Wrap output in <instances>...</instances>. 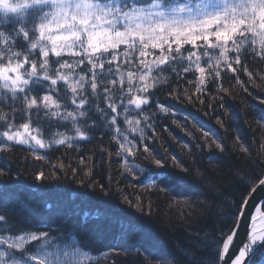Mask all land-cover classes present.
<instances>
[{
  "label": "snow or ice",
  "instance_id": "1",
  "mask_svg": "<svg viewBox=\"0 0 264 264\" xmlns=\"http://www.w3.org/2000/svg\"><path fill=\"white\" fill-rule=\"evenodd\" d=\"M262 64L264 0H0V177L11 176L9 155L23 150L57 170H36L35 181L82 172L80 198L111 197L110 182L91 178L92 156H79V167L50 159L98 139L109 162L119 158L131 187L172 197L170 206L186 209L180 218L189 224L169 249L148 229L153 205L144 195L121 189L134 211L81 223L62 213L59 201L46 210L47 200L21 199L0 182V264H264V227L257 228L264 225V97L238 75L264 90ZM222 79L259 100L248 105L260 114L258 148L239 124L229 145L178 107L204 105L210 84L212 99L228 93ZM189 117L200 136L187 127ZM169 120L197 141L181 145L188 161L157 148L156 129ZM215 123L229 130L220 116ZM96 233L109 241L107 251L95 245Z\"/></svg>",
  "mask_w": 264,
  "mask_h": 264
},
{
  "label": "trees",
  "instance_id": "2",
  "mask_svg": "<svg viewBox=\"0 0 264 264\" xmlns=\"http://www.w3.org/2000/svg\"><path fill=\"white\" fill-rule=\"evenodd\" d=\"M264 67V64L260 65ZM240 79L245 82V86L253 93V95L258 97H264V90H257L256 86L247 82V76L244 73H238ZM222 78L224 73L221 74ZM222 82L226 87L229 88L228 93H219V95L224 96V99H212V94H215V87L209 85L208 93L205 95V104L200 105H186L180 106L190 110L196 115H199L205 121V130L208 128L218 130L220 135L224 137L226 144L232 143L233 133L236 131L235 125L239 124V131L245 138L248 144H252L253 139L257 140L256 148L259 147L260 131L259 126L256 121L259 119V112H253L248 108L249 104H259V100H253L252 96H249L243 91L239 84L235 83V80ZM223 103L224 108H220L219 105ZM211 105V107H207ZM207 112L208 115L205 116L204 113ZM187 115V111H181L179 116L181 120ZM220 116L227 125H229V130L227 132L224 129H220V126L215 123V117ZM247 121V123H245ZM192 117H189V123L187 127L195 132L196 136L201 134L192 128ZM164 127H168L171 123L170 120L167 123L161 121ZM164 127H158L156 129L157 136L155 138V143L157 148L162 144L164 147L168 148L169 152L178 158L188 161V157L185 155L186 149L181 147L182 144H188L189 148L197 143L196 140L191 137H187L175 125L168 127V131H171L173 135L177 138L173 140L168 132L164 131ZM152 143V140L148 141ZM107 139L104 141V145L107 146ZM203 143V140L200 141ZM100 141L93 140L92 143H84L76 151H68L64 154V149L54 151L50 154L51 162L54 164L57 159H63L65 163H71L74 167H79V156H83L87 159L92 156L93 164V175L92 180L100 181L104 184H109L112 189L111 197L103 199H91V198H80V193L85 191L84 188L78 183L79 179L82 177L81 172L76 179L69 173L65 175L62 172H57L59 179H51L44 184L39 181H35L33 174L36 170L43 168L47 173H52L57 171L52 169L44 161H36L31 156L28 155L23 150H16L14 153L9 155L8 164L11 167L10 177H0V182L10 185L15 189V194L21 199H27L30 201H40L47 200L44 205L45 209H49V205L57 200L60 202V211L69 219H75L78 217L81 223L87 221H102L107 214L109 217L120 213L122 210L134 211L132 209H127V206L123 204L121 199V189H126L127 193L133 197L137 194L144 195L146 197L145 203L151 201L152 215L147 218V226L149 231L156 237L160 239V242L170 249L172 244H179L182 242V237L184 229L189 227V224L182 221L180 216L182 211H186L178 205H171L169 201L172 199L170 196H166L163 193L152 192L147 193L141 187H131L133 183L131 177L127 179L120 173L121 163L118 157L113 156L109 162V158L106 154H103L99 149L98 145ZM205 153L208 151L204 150ZM197 159H200L202 163H207V156H200V149H195ZM160 154L164 155L163 149H160ZM27 157V159H26ZM132 164H139L141 168H146V163L141 159L131 160ZM19 173V176H17ZM20 187H17V185ZM139 216V213H135ZM192 227L197 225L193 224ZM95 245L100 247L102 251H107L105 247L109 242L104 238L102 233H96L93 236Z\"/></svg>",
  "mask_w": 264,
  "mask_h": 264
},
{
  "label": "water",
  "instance_id": "3",
  "mask_svg": "<svg viewBox=\"0 0 264 264\" xmlns=\"http://www.w3.org/2000/svg\"><path fill=\"white\" fill-rule=\"evenodd\" d=\"M246 225L244 227H242L240 230H239V235L237 237V240H236V243L237 245L240 244V242L244 239V235H245V230H246ZM261 227H264V225L260 224L259 222L257 223V228H261Z\"/></svg>",
  "mask_w": 264,
  "mask_h": 264
}]
</instances>
